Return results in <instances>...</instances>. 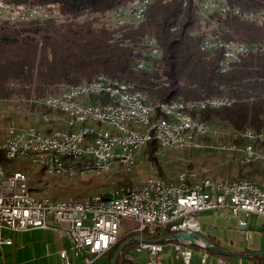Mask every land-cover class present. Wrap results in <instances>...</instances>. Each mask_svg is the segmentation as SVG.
Segmentation results:
<instances>
[{"label": "trees", "instance_id": "trees-1", "mask_svg": "<svg viewBox=\"0 0 264 264\" xmlns=\"http://www.w3.org/2000/svg\"><path fill=\"white\" fill-rule=\"evenodd\" d=\"M1 1L11 9L37 6L52 16L27 22L0 18V100L14 95L42 98L59 86L88 82L103 75L132 85L152 106L208 97L228 99V106L206 107L192 116L208 125L230 128L237 136L234 143L239 146L244 143L241 134L246 130H264V50L255 47L264 41V24L259 26L233 13L206 11L200 6L201 0H150L142 20L134 25L115 24L109 16L112 9L132 0ZM214 1L241 11L264 8V0ZM201 16L211 19L204 20ZM151 37L156 39L160 55L150 60L147 69H137L138 61H149L144 41ZM207 38L233 41L248 50L237 55L229 68L221 72V52L200 49ZM146 147L152 155L159 145L151 139ZM0 163L6 168L14 167V161L1 154ZM71 163L76 169L92 164L86 158ZM138 234L128 231L120 234L101 256L105 257L102 264H110L120 244ZM172 234L169 228H156L152 234L143 231L141 236L159 240ZM204 237L223 247L211 237ZM135 245L125 247L115 264H136L131 251ZM246 261L264 264V254Z\"/></svg>", "mask_w": 264, "mask_h": 264}, {"label": "built area", "instance_id": "built-area-1", "mask_svg": "<svg viewBox=\"0 0 264 264\" xmlns=\"http://www.w3.org/2000/svg\"><path fill=\"white\" fill-rule=\"evenodd\" d=\"M217 11L220 10L217 8ZM201 17L204 20L211 19ZM209 41L217 40L207 39L206 43ZM238 51L246 50L241 48ZM215 52H221L219 62L230 61L228 52H222L218 48H215ZM144 64L149 65V61L144 60ZM93 86L94 90L100 92L99 101L116 98L113 94H108L107 89L98 88V84ZM114 112H118V109H114ZM141 114L135 102V110L130 115L141 118ZM121 116L124 115L120 114V118ZM193 126L204 128V124ZM188 127L157 124L154 139L162 143V136L175 137L176 129ZM11 130H18V137L9 138V132L4 133L0 142L2 149L41 155L49 164L62 171L74 168L71 158L89 159L92 168L96 163L105 164L109 159L119 160L134 150L142 149L139 146L140 137L132 136V131H129L128 137H119L112 136L111 128L109 135H100L98 129L88 126L84 131L69 129V132H62L58 131L55 125V132L35 131V135H28L25 125L9 128V131ZM251 152L254 156L264 159V150L253 148ZM26 184L28 182L20 176L0 173V250L4 245L14 246L16 233L54 226L69 241L68 249L59 252L62 264H71L70 255L74 258L82 257L83 264H93L96 258L101 257L116 243L123 220H130L132 223L128 232H138L141 236L143 231L148 230L152 234L156 228H169L172 233H200L196 215L203 211L227 210L238 218V226L242 230L246 229L248 219L253 215L264 217V190L245 186V182L237 179L226 180V187H217V181L212 180L184 177L181 181L162 179L159 189L133 191L127 195L98 200L86 206L70 207L47 206L28 201ZM4 231H8L12 236L4 235ZM144 240L137 242L132 252L145 250L147 264H161L163 245L156 242L157 240ZM171 246L175 259L180 260L182 264H191L190 247L178 242L171 243ZM127 257L132 258L130 255ZM211 259L207 251H201V264H206Z\"/></svg>", "mask_w": 264, "mask_h": 264}, {"label": "bare ground", "instance_id": "bare-ground-1", "mask_svg": "<svg viewBox=\"0 0 264 264\" xmlns=\"http://www.w3.org/2000/svg\"><path fill=\"white\" fill-rule=\"evenodd\" d=\"M149 3L150 0H132L127 4L112 9L109 12L110 19L113 23L118 25L137 24L142 20ZM4 6L5 5L0 0V8H3ZM200 6L206 11H217L218 8L220 10L218 12L220 13H233L244 19L251 20L259 26L264 24V8L251 11H241L238 7L220 4L214 0H201ZM11 11L15 14L11 15ZM51 16V13L40 9L37 6H26L12 9L8 8L4 17L0 15V18L6 19L10 22H27L33 19L43 20ZM207 39L203 40L201 43L200 49L202 51H214L215 48H218L228 52V57L231 58L227 63L219 62V70L221 72H224L229 68L230 63L234 61L237 55L245 53L248 50L247 46L240 45L233 41L214 39L217 41H209V43H206ZM144 45L148 49L149 65H151L150 60L159 57L160 49L156 39L153 37L145 40ZM255 47L264 50V41L259 43V46ZM241 48L246 51L239 52L238 49ZM149 65L144 64V61H138L136 68L144 70L147 69ZM93 84H98V88L107 89L108 94H113L116 98L99 101L100 92L99 90H94ZM129 100H134L137 103V107H139V110L142 112L141 118H134L133 115H130V113L135 110V102ZM28 102L30 105H36L40 108L37 112L35 111V115L39 116L44 124L43 129L36 128L38 125L26 124L25 127L28 128V135H35V131L55 132V125L57 126V130L62 132H69V129L84 131L86 126H88L91 129H98V134L100 135H109L111 128L112 136L128 137L129 131H132V136L140 137L139 146L143 148L149 140L154 139L153 134H156L157 132V124L189 126L184 129H176L175 137L173 135L162 136V143L160 140H156L160 147L179 149H184L186 147H200V145L195 143V138L199 135H207L209 132L210 125L192 116L195 111L206 107L218 108L230 104L229 100L226 98L208 97L187 102H160L155 104V106H152L147 104L145 95L140 91L134 90L132 85L110 79L103 75H98L96 78L88 82L85 81L74 85L62 86L59 91L49 93L42 98L31 97ZM114 109H118V112H114ZM157 111L159 112V115H156ZM31 114L33 115L34 113L29 110L28 115ZM120 114L124 116H121L120 118ZM104 116H110V118H102ZM201 124H204V128L193 126ZM13 127L16 126L9 125L4 132H9V138L18 137V130L9 131V128ZM243 137L247 140V143L241 150L243 161L250 162L258 160L264 163V159L254 156L253 152H251L253 148L264 150V131L252 132L247 130L244 132ZM2 140L3 136L0 138V142H2ZM140 150L141 149L134 150L131 154L120 157L119 160L109 159L105 164L96 163V166L92 168H89L90 166H85L81 169L86 170V168H89L97 171L108 170L111 166L113 167L114 165L119 164L132 167L137 162V156ZM0 154L8 160L26 159L28 162L43 168L45 170L44 172L47 174H65L71 176L76 171V168L62 171L56 169L53 164H49L47 159H44L41 155L9 152L2 149L1 146ZM71 159V162L78 160V158ZM0 173L17 175L28 182V177L23 171H7L3 168L1 163ZM183 177L184 179H190L186 173L179 172L174 177L173 181H181V178ZM234 179L245 182V186H253L254 189L264 190V186L241 177L219 179L205 177L198 180L217 181V187H226V180ZM161 180L162 178H149L136 185L109 190L105 196L99 194L64 201H57L48 197H38L36 193L30 189L28 184H26V194L28 201H31L32 203H43L47 206L56 207L86 206L93 202H98V200L113 198L117 195H127V193L133 191H146L149 188L159 189L161 188ZM135 236H139V234Z\"/></svg>", "mask_w": 264, "mask_h": 264}, {"label": "rangeland", "instance_id": "rangeland-1", "mask_svg": "<svg viewBox=\"0 0 264 264\" xmlns=\"http://www.w3.org/2000/svg\"><path fill=\"white\" fill-rule=\"evenodd\" d=\"M8 8L6 6L0 8L2 17ZM10 14L14 15L15 13L11 11ZM61 87L51 89L52 91H49L48 94L59 91ZM30 98L14 95L9 99L0 100V138L9 125L30 124L44 127L40 117L35 115V111L37 112L40 108L36 105H30L28 102ZM29 110L34 114L28 115ZM243 134H241V138L244 143L239 146L234 143L237 136L232 134L230 128L211 124L207 135H199L195 138V143L200 147L179 149L159 146L151 155L148 147L144 146L137 156L136 164L132 167L119 164L111 166L108 170L98 171L89 169L90 167L82 170L80 167L75 169V173L71 176L47 174L43 168L28 162L26 159H12L14 161L12 168L2 166L7 171H23L28 177L29 187L38 197H48L57 201L99 194L105 196L109 190L121 188L123 185H125L123 187L136 185L149 178L156 177L173 181L179 172H184L190 179L196 180L205 177L211 179L241 177L264 186V163L258 160L246 162L241 157V150L247 143ZM232 147L234 148L231 149ZM131 228V221L123 220L119 235L123 236ZM162 245L161 264H182L180 260L175 259L170 242ZM261 247L264 248V235L261 236ZM133 253L136 264H147V252L145 250ZM200 257L199 250L192 249L191 264H201ZM214 257L216 259L212 263L208 260L206 264H220L217 259L222 256L215 255ZM221 259L223 264H249L246 259L236 257H223ZM104 260L105 257H98L96 264H102ZM0 264H13L12 255L0 258Z\"/></svg>", "mask_w": 264, "mask_h": 264}, {"label": "crops", "instance_id": "crops-1", "mask_svg": "<svg viewBox=\"0 0 264 264\" xmlns=\"http://www.w3.org/2000/svg\"><path fill=\"white\" fill-rule=\"evenodd\" d=\"M196 216L200 225V234L211 237L223 247L264 252V248L261 247V236L264 235V217L253 215L248 219L246 229L242 230L238 226V218L227 210L203 211ZM55 228L51 226L48 229H30L16 233L14 246H2L0 258L12 255L13 264H62L59 252L62 249H68L69 241ZM4 235L12 236L8 231H4ZM199 252L201 253V251ZM70 258L71 264H83L80 256L74 258L70 255ZM211 258L210 263L216 259L213 255ZM217 260L223 262L221 258Z\"/></svg>", "mask_w": 264, "mask_h": 264}, {"label": "water", "instance_id": "water-1", "mask_svg": "<svg viewBox=\"0 0 264 264\" xmlns=\"http://www.w3.org/2000/svg\"><path fill=\"white\" fill-rule=\"evenodd\" d=\"M139 241L144 242L145 240L140 236H134L122 242L115 251L110 264H115L117 257L122 253L125 247H127L131 243H137ZM171 241L181 243L182 245H185L187 247H199L205 251L213 253L214 255H218L222 257H236L239 259L249 260L255 256L264 254L263 251L250 252V253L230 251L224 247L216 246L200 233L187 232V231H177L172 235H170L169 237L159 239L156 242L160 244H164Z\"/></svg>", "mask_w": 264, "mask_h": 264}]
</instances>
